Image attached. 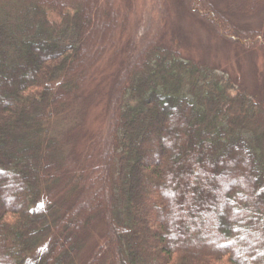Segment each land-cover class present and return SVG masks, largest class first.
<instances>
[{
  "label": "trees",
  "instance_id": "16d2710c",
  "mask_svg": "<svg viewBox=\"0 0 264 264\" xmlns=\"http://www.w3.org/2000/svg\"><path fill=\"white\" fill-rule=\"evenodd\" d=\"M181 1L215 34L264 55V34L225 12L233 2L220 11L211 0ZM49 2L60 22L37 2L0 0V264H26L45 235L52 243L32 263L78 264L95 227L105 245L83 264H264V96L256 102L157 45V31L124 58L106 129L62 156L45 126L63 109H84V88L127 16L97 0L113 25L82 59L94 3ZM42 192L46 218L36 214Z\"/></svg>",
  "mask_w": 264,
  "mask_h": 264
},
{
  "label": "rangeland",
  "instance_id": "374dc122",
  "mask_svg": "<svg viewBox=\"0 0 264 264\" xmlns=\"http://www.w3.org/2000/svg\"><path fill=\"white\" fill-rule=\"evenodd\" d=\"M32 6L37 4L44 11L45 18L52 22H60L61 17L58 15L56 8L50 7L49 0H31ZM218 10L227 8V4L233 6V9L227 10V13H234L232 21L246 28H253L264 34V0L254 8H249L243 0H211ZM231 1V2H230ZM94 5L95 16L93 19L84 18L89 32H91L92 42L85 45L82 51L84 59L94 52L101 43L100 37L107 35L108 28L113 25L109 17L104 18V11L99 9L97 0H89ZM103 0H99V3ZM230 2V3H229ZM115 11H118V20L127 16V25L124 32L119 29L115 31L112 39V47L107 50L104 57L99 61L96 70L93 71L90 81L84 88L86 103L84 109L80 111L81 104L76 107L63 109L60 116L52 118L45 126L47 137H53L61 145L60 151L62 156L69 155L72 151L79 154L86 148L92 135L104 131L107 127L106 112L109 108L112 87L118 79L119 72L123 68L124 58L133 49L146 45L145 42L150 40L154 32L159 31L160 38L156 35L151 40L157 39V45H170L177 51L179 57L189 58L199 61L207 68H213L215 73L223 76L229 81L233 88L245 90L246 94L256 101V98L264 96V55L255 48H241L238 45L223 39L215 34L211 28L197 18L191 10L181 0H112ZM26 6V5H23ZM72 13L71 10H67ZM110 24V26H109ZM96 36V38H95ZM132 50V51H133ZM133 53H135L133 51ZM58 83V80L55 81ZM236 90V91H237ZM233 92V89H230ZM255 97V98H254ZM3 97H0V99ZM257 102V101H256ZM108 105V106H107ZM238 107L230 110V113H236ZM82 112V113H81ZM174 112V111H173ZM238 114V112H237ZM0 178H3L0 174ZM6 178V177H5ZM5 180V179H4ZM63 188V184H60ZM146 188H149L146 186ZM58 189V186H57ZM56 187L53 189L55 193ZM57 198V194L54 195ZM67 198V194H63ZM146 203L152 201L151 196L146 195ZM150 197V199H149ZM54 198V200H56ZM1 203H7L6 200H0ZM46 195L42 192L38 202L37 216H48L46 205L49 203ZM158 206V204H157ZM152 214L147 215L151 220ZM52 218L49 217L48 233L54 228ZM102 229V224L99 223ZM45 235L41 238L29 253L26 264L32 263L33 257H39L43 254L51 242L52 237ZM46 238L44 241L42 239ZM104 236L102 230L96 227L89 234V238L83 244V250L78 264L89 261L90 255L102 248ZM107 261V260H105ZM99 260L98 264H108V262ZM148 259L146 264H150Z\"/></svg>",
  "mask_w": 264,
  "mask_h": 264
}]
</instances>
